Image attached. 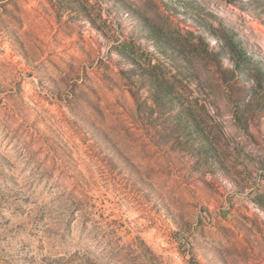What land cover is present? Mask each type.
<instances>
[{
	"label": "rangeland",
	"instance_id": "rangeland-1",
	"mask_svg": "<svg viewBox=\"0 0 264 264\" xmlns=\"http://www.w3.org/2000/svg\"><path fill=\"white\" fill-rule=\"evenodd\" d=\"M0 264H264V0H0Z\"/></svg>",
	"mask_w": 264,
	"mask_h": 264
}]
</instances>
